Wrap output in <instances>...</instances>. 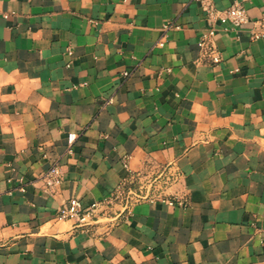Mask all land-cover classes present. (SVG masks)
Instances as JSON below:
<instances>
[{"label":"crops","instance_id":"0c3cea01","mask_svg":"<svg viewBox=\"0 0 264 264\" xmlns=\"http://www.w3.org/2000/svg\"><path fill=\"white\" fill-rule=\"evenodd\" d=\"M245 7L214 64L193 0H0V264H264V0ZM121 184L185 205L57 218Z\"/></svg>","mask_w":264,"mask_h":264},{"label":"built area","instance_id":"2783aa9c","mask_svg":"<svg viewBox=\"0 0 264 264\" xmlns=\"http://www.w3.org/2000/svg\"><path fill=\"white\" fill-rule=\"evenodd\" d=\"M193 1H195L201 7V9L207 16L208 21L211 23V28L205 35H203L198 45L203 52V57H208L214 64H218L221 62L222 57L214 43V37L216 35L215 25H229L237 29L242 27L248 22L249 19L245 4L250 0H235L232 6L225 10L217 9L215 3L216 0ZM260 24L264 27V21L260 22ZM173 26L174 24L170 23L165 27V29L168 30ZM262 36V33L254 34L255 39H258ZM159 44L162 46L164 45L163 42H160ZM68 53L70 56H72L71 49L68 51ZM125 76H129V74L126 73ZM109 102H111V100ZM76 139V134H70L68 138L69 145H73ZM63 180L64 173L61 166L59 165V163H54L41 176L40 182L42 183L43 192L49 196H54L61 187ZM126 186V184H121L117 188L111 199L104 202H95L87 207H85L80 200L72 199L58 210L57 218L59 220L74 221L77 225L88 226L91 225L93 221H97L99 219L100 211L103 206L108 207L116 202L122 204L123 208L127 210V208L130 207L131 202H133V197H136L138 199L145 198L152 202H167L169 205H174L175 203H178L179 205H185L183 201H175L166 197L154 195L141 197V195L132 193L133 189H127Z\"/></svg>","mask_w":264,"mask_h":264},{"label":"rangeland","instance_id":"374dc122","mask_svg":"<svg viewBox=\"0 0 264 264\" xmlns=\"http://www.w3.org/2000/svg\"><path fill=\"white\" fill-rule=\"evenodd\" d=\"M140 185H142V184H141L140 182H139V183L137 182V183L135 184V189H138V188L140 187ZM131 188H132V187H131ZM132 189H133V188H132ZM135 189H133V191H134ZM117 205H118V207H119L118 209H121V208H122V205H121V204L118 203ZM117 211H118V210H117ZM119 211H120V210H119Z\"/></svg>","mask_w":264,"mask_h":264}]
</instances>
